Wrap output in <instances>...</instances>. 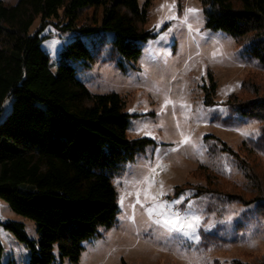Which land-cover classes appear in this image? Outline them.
<instances>
[{"label":"trees","instance_id":"obj_1","mask_svg":"<svg viewBox=\"0 0 264 264\" xmlns=\"http://www.w3.org/2000/svg\"><path fill=\"white\" fill-rule=\"evenodd\" d=\"M199 1L205 28L233 37L264 72V0ZM152 2L0 0V118L5 102L12 98L11 111L0 121V199L37 224L38 241L28 237L24 223H4L29 248V264H53L56 250L61 259L77 261L86 241L117 223L113 179L154 141L129 138L125 98L117 92H93L69 62L80 61L85 68L97 61L112 62L126 71L127 63L141 58L143 42L155 37L146 28ZM38 18L40 25L31 32ZM49 25L57 32L74 33L60 53L56 72L41 45ZM102 32L114 33L111 43L101 39L89 47L84 37ZM243 86L254 96L232 94L225 102L228 114L221 124L235 125L246 118L259 122V136L244 144L249 142L252 151L264 155V86ZM212 88L215 92V85ZM206 102L215 103L210 94ZM206 143L209 160L223 153L237 160L251 196L211 189L210 181L205 186H177L176 193L188 188L196 189L195 196L211 194L208 214L218 210L217 201H237L255 206L254 213L264 217V179L249 159L214 135L207 136ZM237 225L243 227L239 220ZM216 238L217 234L207 233L200 244L208 248Z\"/></svg>","mask_w":264,"mask_h":264},{"label":"rangeland","instance_id":"obj_2","mask_svg":"<svg viewBox=\"0 0 264 264\" xmlns=\"http://www.w3.org/2000/svg\"><path fill=\"white\" fill-rule=\"evenodd\" d=\"M145 1L139 0L140 4ZM172 3L176 5L174 9H160L162 4ZM190 7L199 12L189 15L185 24V12ZM173 15L176 19L168 18ZM39 25L40 18L31 26V32ZM146 28L153 30L155 37L143 42L141 58L127 63L126 71L117 69L112 62L97 61L89 68L80 61L69 62L93 92H117L125 98L130 114L129 138L145 137L154 143L113 179L119 203L116 225L100 237L86 241L77 261L61 259L56 250L57 260L53 264L263 262L264 217L254 213L255 206L217 201L218 210L208 214L211 194L195 196L196 189L188 188L177 194L176 187L211 185L210 181L218 185L212 183L211 189L251 196L248 180L233 156L223 153L209 160L206 137L221 138L248 158L264 179V155L252 151L249 142L244 144L259 136V122L246 118L235 125L221 124L228 114L226 100L235 93L253 97L243 85L253 83L263 89L264 72L233 37L205 28L199 0H153ZM43 36L41 45L49 53L52 70L56 72L60 53L74 33L57 32L49 25ZM113 37V32H102L85 36L84 40L93 47L101 39L111 43ZM208 94L215 103L207 104ZM168 100L173 103L166 104ZM11 109L9 98L0 121ZM185 137L190 138L189 143H183ZM160 204L164 208H157L150 217L147 209ZM9 220L24 223L28 237L39 239L36 222L16 213L0 199V264H29V248L4 226ZM238 220L243 227L237 225ZM207 233L218 236L208 248L200 244Z\"/></svg>","mask_w":264,"mask_h":264},{"label":"snow or ice","instance_id":"obj_3","mask_svg":"<svg viewBox=\"0 0 264 264\" xmlns=\"http://www.w3.org/2000/svg\"><path fill=\"white\" fill-rule=\"evenodd\" d=\"M165 7H167L169 10H172V9H174L175 7H176V5H175V3H172V4H162L161 6H160V9H163V8H165ZM160 9H158V10H160ZM199 12V9H196V8H194V7H190V8H188V9H186V12H185V16H184V23L186 24L187 23V18H188V16L189 15H195V14H197ZM169 19H176V17L173 15V16H170V17H168ZM163 21H161V23H162ZM157 27H158V25H157ZM189 27H190V25H189ZM173 102L171 101V100H168V101H166V104H172ZM147 135H151V133H146ZM190 142V138L189 137H185V139H184V141H183V143H189ZM180 201H176L175 203H179ZM157 208H160V209H163L164 208V205L163 204H160V205H157L156 207H152V208H149V209H147V211H148V214H149V216L151 217L152 216V214L154 213V212H156L157 211ZM194 220L196 221V222H198L199 221V218L198 217H194ZM157 222H159V221H157ZM189 227H194V224H189L188 225Z\"/></svg>","mask_w":264,"mask_h":264}]
</instances>
